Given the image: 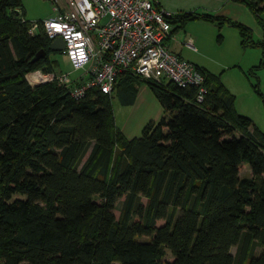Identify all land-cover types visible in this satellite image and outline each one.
<instances>
[{
  "label": "trees",
  "instance_id": "16d2710c",
  "mask_svg": "<svg viewBox=\"0 0 264 264\" xmlns=\"http://www.w3.org/2000/svg\"><path fill=\"white\" fill-rule=\"evenodd\" d=\"M233 1L264 32V0ZM194 19L234 26L242 48L260 47L244 73L264 102L256 73L264 35L206 12L167 17L174 29ZM40 21L26 18L21 0H0V264H264V132L237 112L220 75L196 64L207 88L200 102L196 86L129 71L112 94L33 86L25 74L55 72L51 54L62 52L50 49ZM141 83L164 113L127 138L111 99L132 104Z\"/></svg>",
  "mask_w": 264,
  "mask_h": 264
},
{
  "label": "built area",
  "instance_id": "2783aa9c",
  "mask_svg": "<svg viewBox=\"0 0 264 264\" xmlns=\"http://www.w3.org/2000/svg\"><path fill=\"white\" fill-rule=\"evenodd\" d=\"M53 16L41 20L49 38L60 36L73 69L83 70L71 79L68 73H45L35 69L25 74L30 84L57 81L74 98L91 88L112 94L117 77L129 71L143 79L173 81L198 88L202 101L207 88L196 64L185 60L167 45L171 11L155 6L154 0H51ZM38 23H33V34ZM188 44L193 46L191 41Z\"/></svg>",
  "mask_w": 264,
  "mask_h": 264
},
{
  "label": "rangeland",
  "instance_id": "374dc122",
  "mask_svg": "<svg viewBox=\"0 0 264 264\" xmlns=\"http://www.w3.org/2000/svg\"><path fill=\"white\" fill-rule=\"evenodd\" d=\"M21 1L25 8L26 18L30 19L33 22L37 21L38 19L43 20L49 18L54 14L51 0H21ZM205 27H210V25L205 24ZM207 29L208 28H204L202 31L203 33L202 35L205 37L204 46L206 48L205 49L202 48L203 51H201L200 53L198 49L196 50L197 45L195 43H193L195 49L184 46L185 53L188 55L182 54L183 56V57L181 56L182 58L191 61L193 57L195 60H200L201 58L202 60H205L207 63L214 62L213 61L214 59H212L213 57L209 54L210 53L209 49L210 48L212 49V47L215 46L216 49L223 51L227 42H223L219 44L217 35L221 33V35L223 36V31L222 30L219 31L217 29V25L215 26V33H213L214 37L212 36V34L209 36V32L206 33ZM179 32H182L181 28H178L176 31V33ZM252 36L254 39H257L253 34V31H252ZM224 39L227 40V37ZM239 51H241L239 57L241 58V63H240L241 68H239L238 66H234L233 69L232 68L229 70L226 69L224 75L222 76V81L226 85V87L235 95L234 106L237 112H239L240 114L241 113L245 114L248 117L252 118L253 122L259 127L261 131L264 132L263 99L260 96L261 94L259 95L252 86V83L256 82L254 81L255 79H253L254 77L248 78L244 73V71L248 69L247 64L251 62L253 58H255L254 51L256 52L259 51L260 53L259 56H260L261 49L260 47L242 48L241 46V50ZM214 56L216 58H220V56L216 52L214 53ZM51 58L56 59L58 61V66L56 67L57 73L60 72L68 73L70 78L74 79L83 72V70L73 69L71 63L67 59L66 54L62 52L51 54ZM256 73L259 76L260 92L264 95V67L257 70ZM139 88H140V93L138 95V101H136L132 105L121 104L118 98L116 97V95H113L111 99V103L114 111L115 123L120 129H122V131H124V133L128 137L139 136L141 134V130L144 124L151 119L149 117V113L153 111V109L148 102V98L153 100L155 103H157V105H159L158 101L152 95V93L149 91V89L146 87L145 84L140 85ZM241 111H244V113ZM245 174H248L247 165H245L240 171V175H245ZM121 201L122 198H120L115 205L114 213L116 217L119 215ZM259 250H260L259 248H256L257 252H259ZM230 251L231 253L234 254L236 251V246H231ZM165 258L167 260H171L173 257L170 254V252L167 251Z\"/></svg>",
  "mask_w": 264,
  "mask_h": 264
},
{
  "label": "crops",
  "instance_id": "0c3cea01",
  "mask_svg": "<svg viewBox=\"0 0 264 264\" xmlns=\"http://www.w3.org/2000/svg\"><path fill=\"white\" fill-rule=\"evenodd\" d=\"M154 3L159 8L169 10L173 14L178 13L180 11L195 10L199 12H206V13H211L215 15H222L225 17H229L231 19L242 22L245 25L249 26L257 39H261L264 35L263 30L257 24L255 17L250 12V10L247 8V6L237 1H233V0H154ZM205 24L210 25V27H205ZM214 24H215L214 22L205 21L202 19L189 20L188 22H186L184 27L181 28L182 32H179V33H176L177 29H174L175 25L173 26V24H171L172 28L170 29V32L168 35L169 39L167 40V45L171 51L175 52L179 56H182V54L188 55L185 53L184 46L195 49L194 46H191L188 44V41H191L192 43H195L197 45L196 50L198 49L201 53V51H203L202 48L204 49L206 48L204 46L205 37L202 35L203 34L202 31L204 28H208L206 30V33L209 32V36L212 34V36L214 37L213 33H215V26H216V24L215 25ZM212 26H213V29H212ZM220 30L223 31V36L221 35V39L218 40L219 44L223 42H227V43L223 51L216 49L215 46L212 47L213 50L211 48L209 49L210 51L209 54L213 57L212 59H214L213 60L214 62L207 63L205 60H202L201 58L200 60H195L193 57L191 61H193V63L195 61V64L201 65L215 74H219L221 81H222V76L224 75V72L226 71V69L228 70L231 68L233 69L234 66H238L239 68H241V64H240L241 58H239L240 52H241L239 50H241V46H240L239 32L234 26L224 24ZM226 37H227V40L224 39ZM213 51L214 53L216 52L220 56V58H216L214 56ZM254 52H255V58H253V60H251V62L247 64L248 65L247 68H249L251 65L256 64L257 61L259 60V57H260L259 51L258 52L254 51ZM142 84H145V83H141L138 85L135 100L132 104L138 101V95L140 93L139 86ZM145 85L151 92L147 84ZM148 102L153 109V111L149 113V117L151 118L150 120L156 121L164 113V109L159 101H158L159 105H157V103H155L153 100L149 98H148ZM132 104H126V105H132ZM241 112L244 113V111H241ZM122 132L127 138H131V137H128L124 133V131Z\"/></svg>",
  "mask_w": 264,
  "mask_h": 264
},
{
  "label": "water",
  "instance_id": "95a60500",
  "mask_svg": "<svg viewBox=\"0 0 264 264\" xmlns=\"http://www.w3.org/2000/svg\"><path fill=\"white\" fill-rule=\"evenodd\" d=\"M63 48H64V41L62 40L60 36L54 38L50 43V49L52 51H59V50H62ZM44 55H45V51L41 49L36 53L35 59H38Z\"/></svg>",
  "mask_w": 264,
  "mask_h": 264
}]
</instances>
